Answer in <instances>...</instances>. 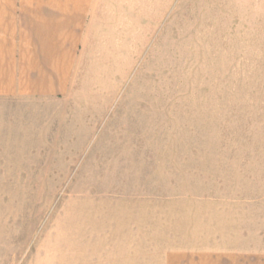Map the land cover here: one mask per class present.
I'll list each match as a JSON object with an SVG mask.
<instances>
[{
  "label": "rangeland",
  "instance_id": "374dc122",
  "mask_svg": "<svg viewBox=\"0 0 264 264\" xmlns=\"http://www.w3.org/2000/svg\"><path fill=\"white\" fill-rule=\"evenodd\" d=\"M67 93L0 98V264H264V0H100Z\"/></svg>",
  "mask_w": 264,
  "mask_h": 264
},
{
  "label": "crops",
  "instance_id": "0c3cea01",
  "mask_svg": "<svg viewBox=\"0 0 264 264\" xmlns=\"http://www.w3.org/2000/svg\"><path fill=\"white\" fill-rule=\"evenodd\" d=\"M100 0H0V98L67 93Z\"/></svg>",
  "mask_w": 264,
  "mask_h": 264
}]
</instances>
